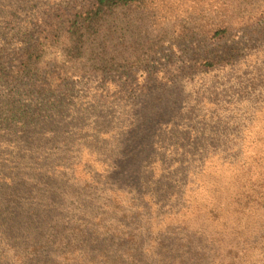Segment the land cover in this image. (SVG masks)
<instances>
[{"label":"rangeland","instance_id":"obj_1","mask_svg":"<svg viewBox=\"0 0 264 264\" xmlns=\"http://www.w3.org/2000/svg\"><path fill=\"white\" fill-rule=\"evenodd\" d=\"M93 2L39 6L70 12ZM98 23L68 65L71 125L57 127V145L73 143L77 174L102 185L52 196L51 205L46 195L33 214L64 221L66 236V223L105 221L121 241L141 240L136 258L218 228L212 210L218 221H240L246 239L264 235V215L251 216L264 195V0H148ZM225 146L235 148L217 153ZM108 190H120L110 206ZM246 202L250 211L237 217Z\"/></svg>","mask_w":264,"mask_h":264},{"label":"trees","instance_id":"obj_2","mask_svg":"<svg viewBox=\"0 0 264 264\" xmlns=\"http://www.w3.org/2000/svg\"><path fill=\"white\" fill-rule=\"evenodd\" d=\"M145 1L94 0L68 12L60 5L41 8V0H0V26L9 28H0V90L5 89L0 94V264H264V235L246 239L247 227L240 221H218L214 210L210 214L213 223L220 222L218 228L192 232L184 245L178 243L164 254L158 243L145 255L139 254V238L121 241V232L105 221L66 223V236L64 221L50 225L33 214L46 195L51 205L55 201L50 198L61 193L100 189V181L90 183L87 175L77 174L81 163L73 143L63 141V149L57 145V127L64 132L71 125L66 123L68 65L80 54L84 35L93 33L102 17ZM51 54L54 59H48ZM225 148L218 147L217 153L230 154L235 146ZM108 192L110 206L120 190ZM258 200L257 205L252 201L251 216L264 215V195ZM242 207L237 217L250 211L249 202ZM110 230L115 233L106 237ZM123 242L131 250L120 248ZM114 243L115 251L108 253L106 247ZM133 245L141 258L133 255Z\"/></svg>","mask_w":264,"mask_h":264}]
</instances>
